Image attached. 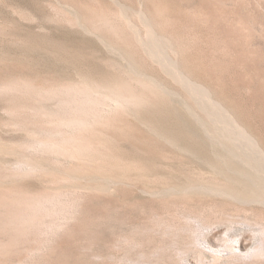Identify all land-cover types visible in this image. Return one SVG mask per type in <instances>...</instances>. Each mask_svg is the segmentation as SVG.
Here are the masks:
<instances>
[{
    "label": "rangeland",
    "instance_id": "rangeland-1",
    "mask_svg": "<svg viewBox=\"0 0 264 264\" xmlns=\"http://www.w3.org/2000/svg\"><path fill=\"white\" fill-rule=\"evenodd\" d=\"M117 3L133 12L134 20L140 9H151L146 13L155 14L160 33L178 39L180 67L207 85L264 148V0H0V85L19 75L42 85L88 80L107 86L126 78L133 65L168 89L134 109L109 108L111 121L92 135L99 138L92 140L97 145L86 151L88 157L83 152L73 159L28 150L39 138L34 133L39 125L22 126L24 119L10 107L15 93L0 92V190L56 189L70 197L69 211L58 219L61 226L40 238L32 234L12 254H0V264H264V255L252 254L263 236L264 203L244 191L238 199L232 178L239 173L224 163L238 161L229 148L249 156L259 169L264 159L244 140L233 142L131 39L114 40L117 36L102 31L104 40L75 24L81 19L94 28L86 12L116 11ZM64 10H74L66 16L77 20H66ZM51 100L43 101V108H56L59 99ZM159 119L187 134L176 138ZM23 161L38 170L19 172L15 168Z\"/></svg>",
    "mask_w": 264,
    "mask_h": 264
},
{
    "label": "bare ground",
    "instance_id": "bare-ground-1",
    "mask_svg": "<svg viewBox=\"0 0 264 264\" xmlns=\"http://www.w3.org/2000/svg\"><path fill=\"white\" fill-rule=\"evenodd\" d=\"M117 5L119 4L117 3ZM63 6L65 7V5ZM101 8L97 9L95 7L94 9L93 7L91 8L93 10L91 11L88 10V13L86 12V14H89L90 17L88 20L92 21L96 27L93 28V27H89V25L86 26V24H84L83 20L81 19H78V22L75 21L76 22L75 24H79L80 26L82 25L86 29L88 28L94 31L96 35H98L100 38L104 40H105L104 36H106L108 32H111L109 34L113 33V35L118 37L117 38L114 36L115 37L114 40L120 38V40H123L124 42L128 38L129 40L131 39V42L133 41V44L135 42L137 46L142 47L143 51L144 52L146 51L145 53H147L150 58L158 62V64L161 65L162 69H164V71H166L167 74H170L169 76H172L183 87L186 88V90L190 94V97L194 99L196 104H198V106L205 111L207 117L217 125L223 127L229 133L230 135L229 137L233 142L237 140L238 141L244 140L245 142H243V144L247 143L249 145L248 146L246 144L247 147L249 148L252 147L253 149H255L256 153L260 154L259 158L264 159V148L260 145V142H258V140L254 137V135L251 134V132H249V130L244 126V124L242 125L236 119V117H234L235 115H233L232 112L229 111L227 107L221 103V101H218L215 97H213L212 91L209 90L210 88L208 89L206 87L207 85L205 86L201 84L199 81L197 82V80H194L193 77H191V75L189 76L190 73H186L184 71L185 69L184 70L182 69L184 67H180L179 62L176 59L178 57H175L178 50L177 49L175 52L176 43L174 42V39L176 38L173 37L174 39H172L167 35L168 33L167 34L165 33L163 34V32L160 33L161 30L159 31L157 28L161 29V27L156 26L157 21L155 19L152 20V18L155 17L151 18V16L155 15V14L150 15L151 14L150 12L152 11L151 9H150L151 11L147 10L149 12L146 11L147 13H150L149 15L145 12V10L140 9L135 13L137 20H134L133 18H131V16H133L132 15L133 12L130 14L127 8H125V6L119 5V8L116 9V11H112L110 9L106 10V8L104 9ZM73 9L76 11L75 13L78 14L77 10L75 8ZM73 11L72 14L68 11H67L68 13L66 12L67 15L69 14L68 17L73 16L74 14ZM85 11L86 10H84L83 13ZM62 12L64 13L65 10ZM66 13H64V16L67 20L68 17L66 16ZM71 18H69L68 20H70ZM75 18L71 19L73 20L72 23H74V20H77ZM85 19L86 18H84V21H86ZM88 20L87 22H89ZM68 22L70 23L71 21ZM96 29H98L99 32H97ZM102 31L104 32L107 31L105 32L106 35L104 33L101 34ZM111 37L113 36L111 35ZM18 76L19 75H17V77ZM127 76L126 78L125 76H121L120 78H118V81H116L115 83L112 82L111 80H110L111 83L105 82L108 83L109 85L103 83L107 86H103V85L100 86L98 85V82L92 83V81L89 82L88 80H86V82L88 81L90 84L86 82L79 83V81H77L78 83L62 82L59 84L50 83L48 85L44 83L42 85L41 83L43 82L39 83L37 80L36 82L35 80H33V78L25 79L22 78V76L21 78L10 77L9 80H7L8 79L7 78L6 79L7 81L4 82V84L0 85L1 88L0 92L7 91L9 92L8 94L11 93L10 95H14L15 93L14 97L12 99L10 98L12 100L10 101L15 103V105L10 107L13 112V115L15 114L14 112H17V116L19 115V118L21 116L22 118V119L20 118L21 120L24 119L25 123L24 121L23 122L21 121L23 123L22 126L27 125L28 128V125H31L32 123L33 124L36 123L39 125V129H38V125L35 127L36 128L35 131L37 129L38 131L34 132L36 134L39 133V138L35 136L33 141L31 140L32 142L31 143L29 142L30 144H28L27 147L25 146L28 150H32L34 152H43L49 155L60 154L62 156L64 155V157L66 158L71 157V159H73L74 156L79 154L82 155L83 152L86 153V151H88L89 148L97 145L95 144V140H94V145H92L93 138H97L92 135L98 129L101 128L102 130V126L108 124V122L111 121L109 120L110 118L108 116V111L110 110L109 108H115V110H121L124 112L130 109H134L136 108V106L144 105V103L150 99L149 96L152 95L154 96L155 94L157 95V93L159 92L161 94L168 93V89L165 88V86L160 82V80L158 81L154 79L152 76L148 74H144V72H141V69H138L133 65H131L129 72L127 73ZM54 98L59 99L57 100L58 102H56L57 105L56 108L55 105L54 107L52 106V108H50L52 110L46 108L45 107L46 105L44 106L45 108H43V103H42L43 101L48 102L50 99H52L51 101H53L55 100ZM31 99L33 101H36L34 102V104H38V106L33 105V101ZM31 102L32 104L29 105V103ZM38 102L40 103V105L42 104L41 107L39 106ZM187 106L194 108V106L189 102H187ZM192 108H188V110ZM25 110H26L25 113L26 115L24 114L25 115L24 116L22 113H24ZM163 121L164 120H160V119L158 120L160 127H162V129H164L167 133H171V135L175 136L176 138L184 137L186 131L182 130V128L173 129V127H169L165 125ZM201 121L203 125V120L201 119ZM18 124H20V122ZM94 135L96 136V134ZM225 147L226 149H228L227 145ZM255 150H253L252 152H254ZM227 151L232 152L231 157L233 156V159L234 157L237 158L238 161L237 160H235L237 162H233L234 160L232 162L227 161V158L225 157L226 159L224 160V163L227 165L228 168L230 169L234 168L237 171V173H239L240 176L242 177V178H238L240 177L238 176L239 175L238 174L236 177H233L235 179L232 178V181L235 184V193L237 198L242 199L243 198L242 192L244 191V193L246 192L254 196V198L257 199V201H260L259 203L262 202L264 203V169L257 168L252 162V159L249 158V156L244 155L242 152H237L235 149H231V148H229V150ZM87 157H83V158L87 159ZM231 157H229V159H231ZM83 158L82 160H84ZM40 161L37 164L42 163ZM43 163L45 164V162ZM15 169L16 170L18 169V171L21 173L29 174V173H34L36 170H38V167L32 164L31 162L23 161ZM245 169L249 170V172L246 171ZM251 170L255 171L256 173L255 176L257 177H254L253 174L250 173ZM243 176L245 177L247 176L246 178H248V181L252 180L253 178L255 179L251 183L248 182L246 178H243ZM62 180L64 179L62 178ZM13 188L5 189L2 191L0 190V230H2L5 233V239L3 238V240H1L2 236H0L1 237L0 254L6 252L10 253L11 251H13L12 249L16 250L15 248H18L17 246L20 245L22 241H23L22 244L28 243L29 237H31L32 234H33L32 237H34L35 234L36 237H38L39 235L40 238V235L42 234L47 236L50 233L54 232L59 226H61L62 223L58 219L64 217V215L68 210V205L70 201L69 200L70 197H68L69 195L68 193L66 194V192L57 191L56 189H54L55 191H49V189L48 191L45 189H43V191L42 190L31 191L23 188H16V189ZM69 208H71V205ZM260 228L263 235L262 240L260 239L262 242L260 241V244L252 252V254L255 256L264 255V225H262ZM1 233L2 232L0 231V234ZM27 239L28 242L27 241L24 242V240ZM198 241L201 242V239ZM9 253H7L6 255H8ZM217 256L218 257L216 259L219 260L221 258V255H217ZM3 261L4 260H2V263L4 264L6 263L7 260L5 262ZM18 263H22L21 260Z\"/></svg>",
    "mask_w": 264,
    "mask_h": 264
}]
</instances>
